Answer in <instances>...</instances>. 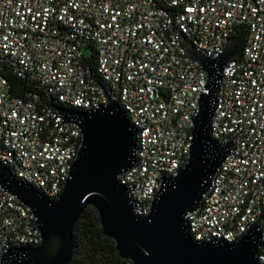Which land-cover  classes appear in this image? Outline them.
Here are the masks:
<instances>
[{
    "label": "built area",
    "instance_id": "built-area-1",
    "mask_svg": "<svg viewBox=\"0 0 264 264\" xmlns=\"http://www.w3.org/2000/svg\"><path fill=\"white\" fill-rule=\"evenodd\" d=\"M242 25L211 120V136L231 149L186 220L196 243L236 242L259 221L264 264V0H0V163L57 198L82 134L46 100L90 110L109 99L137 130L136 162L118 181L135 213L148 214L163 179L188 161L206 91L185 42L216 58ZM6 73L25 81L22 95ZM40 242L30 208L0 186V259Z\"/></svg>",
    "mask_w": 264,
    "mask_h": 264
},
{
    "label": "water",
    "instance_id": "water-1",
    "mask_svg": "<svg viewBox=\"0 0 264 264\" xmlns=\"http://www.w3.org/2000/svg\"><path fill=\"white\" fill-rule=\"evenodd\" d=\"M185 46L206 73V91L200 95L192 120L188 161L176 176L163 179L150 212L137 215L128 190L118 181L135 164L137 149V130L123 109L109 99L90 110L58 107L65 122L80 128L82 138L57 198H46L0 163V186L30 208L41 235L36 247H12L3 252L0 264H69L73 228L88 206L96 208L103 233L131 264H260L257 254L263 231L259 221L232 243L215 239L196 243L188 232L187 214L201 206L231 149V144L221 145L211 136V120L224 66L234 55V40L229 38L216 58L188 42Z\"/></svg>",
    "mask_w": 264,
    "mask_h": 264
},
{
    "label": "trees",
    "instance_id": "trees-1",
    "mask_svg": "<svg viewBox=\"0 0 264 264\" xmlns=\"http://www.w3.org/2000/svg\"><path fill=\"white\" fill-rule=\"evenodd\" d=\"M234 40V58H239L246 41V28L239 26L232 36ZM91 70L94 71L93 67ZM11 90L18 95L27 89L24 80L6 73ZM53 108L60 104L50 99L45 102ZM69 264H131V261L121 258L112 238L103 233L100 217L95 207L88 206L82 212L73 228V254Z\"/></svg>",
    "mask_w": 264,
    "mask_h": 264
}]
</instances>
